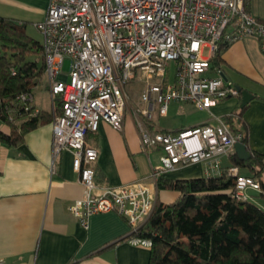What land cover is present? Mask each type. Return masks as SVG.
Masks as SVG:
<instances>
[{
	"label": "built area",
	"instance_id": "1",
	"mask_svg": "<svg viewBox=\"0 0 264 264\" xmlns=\"http://www.w3.org/2000/svg\"><path fill=\"white\" fill-rule=\"evenodd\" d=\"M246 0H50L46 16L35 23L45 53V73L53 99L61 98V113L53 120V158L63 150L74 154V169L85 187L69 209L84 228L91 215L116 211L127 219L132 233L149 223L157 205L152 184L100 185L89 166L98 150L87 144L90 131L101 121L122 130L129 113L139 132L142 149L160 148V163L152 169L155 187L161 176L179 166L205 163L209 175L219 173L223 156L246 132L233 129L225 118L176 131L156 129L154 115L167 114L172 101L209 110L222 99L239 97L240 88L214 66L220 43L227 45L251 36L264 52V20L253 15ZM210 49L208 56L203 55ZM70 71L60 78L64 61ZM174 76H168V62ZM145 82L140 102L129 111L128 85ZM33 105L32 92L19 96ZM142 103L145 106H142ZM234 196L249 198L248 190L261 183L231 165ZM157 185V186H156ZM138 240L148 238L137 237ZM3 262L0 259V264Z\"/></svg>",
	"mask_w": 264,
	"mask_h": 264
},
{
	"label": "crops",
	"instance_id": "2",
	"mask_svg": "<svg viewBox=\"0 0 264 264\" xmlns=\"http://www.w3.org/2000/svg\"><path fill=\"white\" fill-rule=\"evenodd\" d=\"M49 2L0 0V16L35 27V23L45 18ZM245 5L253 15L264 20V0H246ZM221 57L226 76L254 95L243 107L238 127L246 132L244 144L249 153L260 157L262 164L258 168L262 169L264 178V52L258 39L247 36L229 44ZM67 75L68 72L63 71L60 78L66 79ZM32 95L35 113H46L51 115L50 119L25 132L16 145L0 141L1 264H149L151 243L138 240L127 219L118 212L91 215L88 228L71 213L69 205L84 196L85 187L80 173L74 169L72 151L63 150L53 158V120L61 105H57L58 97H52L46 73L32 89ZM240 104L241 95L217 101L209 110L197 107L171 127L160 126L155 114L153 124L156 129L167 131L213 124L218 118L233 115L241 108ZM0 129L10 131L9 125L2 122ZM87 144L98 150L97 160L89 165L97 183L109 186L132 182L152 184L157 203H171L180 196L179 191L163 185L164 181L211 176L205 163L179 166L163 174L155 187L151 173L160 163L162 150L146 152L142 149L138 129L129 113L122 130L101 121L97 131L87 135ZM234 153L235 148L222 157L216 175L233 165ZM240 171L251 174L247 167ZM250 190L249 198L254 196L251 191H255Z\"/></svg>",
	"mask_w": 264,
	"mask_h": 264
},
{
	"label": "trees",
	"instance_id": "3",
	"mask_svg": "<svg viewBox=\"0 0 264 264\" xmlns=\"http://www.w3.org/2000/svg\"><path fill=\"white\" fill-rule=\"evenodd\" d=\"M227 46L220 43L211 59L214 66H222L221 53ZM45 69L42 40L30 36L25 23L0 16V122L10 127L9 132L0 129L1 142L16 145L25 132L50 119L51 115L35 113L33 105L19 99L41 82ZM61 102L58 98L57 105ZM242 112L239 108L225 118L233 129L241 128ZM250 153L248 160L234 153L232 162L240 170L250 169L248 175L260 181L264 197L263 171L258 168L262 162ZM163 185L180 196L171 203L158 202L149 223L135 233L151 240L149 264H264V209L250 198L234 196L235 180L227 170Z\"/></svg>",
	"mask_w": 264,
	"mask_h": 264
},
{
	"label": "rangeland",
	"instance_id": "4",
	"mask_svg": "<svg viewBox=\"0 0 264 264\" xmlns=\"http://www.w3.org/2000/svg\"><path fill=\"white\" fill-rule=\"evenodd\" d=\"M27 33L40 40L42 39L41 33L35 28L33 25H28L27 26ZM210 54V49L205 48L203 51L204 56H208ZM70 59L67 58L64 62L63 66V71L64 72H69L70 71ZM168 76L172 78L174 76L175 72V67H174V62L169 61L168 63ZM145 87V82L140 81V80H132L130 81L128 85V90H129V96H130V103H129V111L135 107L137 104L140 102V96L142 93V90ZM183 107V109L181 108ZM169 112L168 114L164 116H160L158 113L155 115V120L160 126L163 127H171L174 124H179L184 118V114H189L190 112L194 111V109H198L194 104H186L184 102H177V101H172L169 105ZM183 112V113H182ZM251 191V190H250ZM249 191V192H250ZM254 196L250 195V200H252L254 203L258 204L259 206L264 207V197L260 195V192L258 191H251Z\"/></svg>",
	"mask_w": 264,
	"mask_h": 264
},
{
	"label": "water",
	"instance_id": "5",
	"mask_svg": "<svg viewBox=\"0 0 264 264\" xmlns=\"http://www.w3.org/2000/svg\"><path fill=\"white\" fill-rule=\"evenodd\" d=\"M241 104L240 107L243 108L246 104H248L254 97V95L249 92L247 89H242L241 87ZM235 151L238 155V158L240 160H248L251 157V154L249 153L247 146L244 143H237L235 145Z\"/></svg>",
	"mask_w": 264,
	"mask_h": 264
}]
</instances>
